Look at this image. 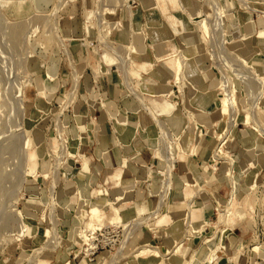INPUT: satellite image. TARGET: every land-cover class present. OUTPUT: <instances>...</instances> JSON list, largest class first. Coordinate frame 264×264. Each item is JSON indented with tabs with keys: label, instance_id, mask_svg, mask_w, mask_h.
<instances>
[{
	"label": "rangeland",
	"instance_id": "rangeland-1",
	"mask_svg": "<svg viewBox=\"0 0 264 264\" xmlns=\"http://www.w3.org/2000/svg\"><path fill=\"white\" fill-rule=\"evenodd\" d=\"M133 1L135 0H131V3L129 0H0V56L6 58H0V264H85L87 261L88 257L83 255V250L86 247L85 241L79 236V233L83 229L88 230L84 226L88 218L85 210L79 211V209L82 208L83 204L85 209L92 208L94 205L104 207L107 201L103 198L98 199L97 195L94 198L97 193L95 189L105 188L108 191V188L105 184L100 186L86 185L87 164L81 162V156V159L78 158L79 155L84 154V151L79 145V140L71 138L68 128H66L72 119L69 116L70 110H73L74 115L81 114L76 111V107L78 106V96L83 88V80L86 79L88 82L87 74L92 78L94 84L98 82L100 77L106 75H116L123 81L129 78L126 81L130 87H128L130 92L137 94L139 101L149 108H154V102H159L162 98L143 99L142 94L149 93L150 96L153 94L146 88V83L140 84L139 87L137 82L132 83L135 79H141L142 75L140 72L134 73L127 68L128 65L129 68L136 69L133 65L138 60L137 51L139 50L134 42L129 45L122 44L116 35L117 31L124 27L125 21H129L130 5L137 7V3ZM147 1L156 2V4L152 2L150 5H144L146 8H150L149 10L162 9L163 24L171 28L174 33H181L186 28L194 31L192 32L195 35L193 38L207 52L216 74V78L208 82L207 85L215 98V106L219 109V102L222 98L220 84L226 81V85L232 90L233 95V107L230 110L231 120H234L233 125H238L240 121H243V116L240 113L243 115L245 113L244 123L248 126V132L243 131L239 134L235 132L237 125L233 127V132L224 145L227 153L225 152L220 156L215 166L216 168L222 166L221 169L225 173V171L231 170L229 166L233 164L232 167L234 166V170H236V163H234L236 158L230 155V151L236 148L231 141L234 139L246 140L247 138L250 141L252 134L249 127H252L257 131L260 141L264 142V102H258L255 105L258 87L257 83L252 80L251 72L253 66L258 69L263 66L261 60L263 56L256 53L264 54V43L261 41L262 39L256 37V34L261 27H264V14L262 13L264 0ZM214 1L223 10L219 18L215 14ZM180 2L186 7L191 6L198 10L199 13L194 15L196 18L190 14L194 12V9L184 10ZM167 7H170L169 11ZM175 12L184 21L170 15L175 14ZM204 19L211 24L209 33L214 32L215 40L218 43L213 40L212 34L210 33L211 35L208 36L205 28L199 24ZM130 21L135 20L130 19ZM150 25L157 26L158 20L150 22ZM134 29L140 30L135 27ZM245 34L249 36V39L243 40L239 44L238 40ZM189 35L191 34L184 36L189 37ZM134 39H138V37L136 36ZM179 42L178 50L173 51L174 53H168L165 59L173 73L175 69L173 65H176L177 59H179L182 64L180 74L184 79V61L188 54L183 52L181 44L190 42L187 39L186 41L185 39L179 40ZM194 46L196 47V45ZM132 47H135L137 51H133ZM102 52H106L113 58L118 69L115 65L107 66L101 63L100 55ZM238 55L250 57L246 61L248 65L241 62ZM81 64L84 67L83 70L78 69ZM121 66H124L126 79L122 75ZM183 79L181 81L184 83H172V85H176V89L178 85H181V89L178 88V91L193 87ZM217 82L219 84L215 89ZM202 86L205 88L206 84ZM172 90L170 87L166 94L173 93ZM216 92L220 96L219 99ZM92 95L94 96L86 99L88 103L99 98L96 92ZM6 101H8L7 106L4 105ZM9 102H11V108L8 107ZM12 103L15 104L14 109ZM174 105L175 103L171 102L162 107L170 106L172 110ZM78 108L81 110L80 107ZM32 112L38 114L31 117ZM9 113L12 114V117L9 116L11 115ZM188 115V119H192V122L196 121L194 123L197 127L194 125L196 127L194 133L198 139L197 132L200 129L202 135L203 123L207 121L201 116H195L190 111ZM246 115L249 117V123L245 122ZM19 116L22 118L20 119ZM220 116L221 114L217 111L215 117L219 119ZM157 119L159 120L158 115ZM218 121L215 124L219 129L213 133L214 137L221 133L226 126V123L219 124ZM71 123L73 126L78 124L80 129L84 126L83 121L78 118H75V122L71 120ZM154 131L152 146L149 147L148 154L155 157L158 147L163 157L164 147H166V155L178 157L179 148H176L178 152L173 155L175 142H178L179 146L181 145L177 133L173 130H169V132L162 127L160 132L157 125L154 126ZM162 132L166 133V138L160 137ZM201 135L200 141L203 138ZM213 140L215 145L212 149V155L219 143L216 138ZM86 161L89 160L86 158ZM156 161L159 171H162L163 168L166 169L163 161L159 158H156ZM73 163L75 165H72ZM68 166H72V173L67 175L65 179L60 178ZM224 167L228 169L225 170ZM30 170H34V174H28L27 171ZM261 172L264 177V168ZM119 177L120 174L116 173L112 179ZM161 179L160 177L159 180ZM165 186L164 180L162 189L156 194H161ZM241 188L240 186L239 189L241 190ZM199 190L209 191L206 186L199 187ZM78 191L81 193L80 199L78 198ZM119 194V191L117 194L113 191L107 196L112 200ZM164 194L163 199L154 197L155 206L151 211L135 217L122 216L120 208H117L124 221L134 218L140 221L145 217H150V219L148 222L134 225L133 229L131 227L132 231H128L131 233L124 231L123 238L115 246H104V239L99 237L101 240L99 247L101 246V248L93 255H99L98 264H132L134 258L150 262L149 264L156 262L184 264L187 261L185 257L173 255L179 251L172 253L171 250L175 248L179 240H186L184 238L186 236L192 239L199 232L189 233L190 230L194 229V225L188 222L185 234H174V240L170 239V243L162 247L164 244L161 245L159 242L162 241L164 234L160 232L163 226L159 224L161 223L160 218L164 214H172L171 211L177 215L173 209L181 206L178 204L179 199L177 197L169 196V190L167 194ZM244 196L245 198L239 203ZM231 197V206L233 210L240 212L241 218L234 219L232 227L227 222L215 223L214 231L217 232L204 235L199 243L190 244L187 240L185 243H180L178 247L180 252L196 248L198 250L195 249L194 251L198 253V257H202L204 254L205 258L212 257L216 238L220 240L218 245L222 244V240L227 239L229 241V233L236 225L243 228L234 230V233L245 230L253 237L254 241L257 240V236L262 231L261 227L264 225V178L255 181L248 188L244 187L239 193L236 192L235 196ZM29 198L31 201L30 204H27ZM185 199L190 198L185 196ZM160 200L161 205L158 209V201ZM121 202L122 200L117 203V206ZM187 204H182L185 212H187L185 222L188 220V212H190ZM15 208L20 209L23 217L20 220L16 218L15 221H12ZM221 208L224 207H219L211 220L217 222V215ZM157 209L158 211H156ZM154 211L158 214L156 218L152 217V219L151 216ZM78 214L79 222L76 219ZM100 215L102 221L98 218V222H96L103 223L99 227L109 225L102 211ZM136 220L133 224L139 222ZM3 221L7 223L4 224ZM18 222L26 224L22 236L15 234ZM237 223H240V226ZM14 226L15 228H13ZM46 229L50 232L48 236H44ZM167 235L168 232L165 236ZM150 238H154L156 241H152ZM144 244L156 246L160 255L148 252L134 256ZM232 244L235 247L228 257L234 258L228 260L229 264H239L243 261L244 255L248 254L254 244L257 245L258 243L255 241L252 245H245L238 241ZM254 251L258 252L259 249ZM175 256L179 257L180 260L175 261L173 259ZM165 258L166 260H164Z\"/></svg>",
	"mask_w": 264,
	"mask_h": 264
},
{
	"label": "crops",
	"instance_id": "crops-1",
	"mask_svg": "<svg viewBox=\"0 0 264 264\" xmlns=\"http://www.w3.org/2000/svg\"><path fill=\"white\" fill-rule=\"evenodd\" d=\"M133 2L137 3V7L130 5L131 13L128 17L129 21H125L124 27L119 29L116 34L122 44L129 45L134 42L139 50L137 51L139 56L138 60L133 65L136 69H131L128 65L127 68L134 73L141 72L142 76L141 79H135L133 82L131 80V82H137L138 87L142 83L147 84L146 88L153 95L150 96L149 93L142 94L143 99L149 98L152 100L153 98L162 97L161 101H155L154 108H151L155 113H159V120L167 131L173 130V132L177 133L181 144L178 157H174L170 163L171 187L169 189V196L177 197L179 199L178 204H181V206L174 207L173 209L177 215H174L173 211H171L172 214H164L161 216V223L159 224L163 226L160 232L164 234V237L159 243L161 245L164 244L162 247L166 246L170 243V239L174 240V234L186 233L188 222L193 223L195 229L201 228L204 222H208L207 225L203 226V231H195L199 232L198 235L193 236L192 239L189 237L186 239L190 244L195 242L199 243L202 241L204 235H211L212 232H217L216 230L214 231V228H216L214 225L215 220H211L214 212L219 207H224L228 203H231L230 198H232L231 196H235L236 192L239 193L244 187L248 188L255 181L264 178L261 172L264 168V142L260 141L256 133L257 131L249 127V131L252 134L250 141L247 139L236 140L234 138V141H231L236 148L230 151V155L236 158L234 162L236 163V170H234V166L232 167L233 164L229 166L231 171L230 169L225 171L226 174L221 169L222 166L214 168V165L210 163L212 160V149L215 145L213 133L219 129L215 122L221 116L219 119L215 117L219 109L215 106V98L212 96L209 86H207L208 82L216 78L211 60L205 49L193 38L195 36L192 33L194 32L193 30L186 28L185 31L176 34L166 24H163L164 16L161 8H155V10L151 11L149 10L150 8L148 9L144 6L150 5L152 2L156 4L155 1L135 0ZM181 6L184 10L193 8L191 6L186 7L182 3ZM169 8L167 7L168 11ZM196 13L199 12L194 9V12L190 14L194 17ZM173 15L184 21L181 17H178V13L175 12ZM130 19H134L135 21L131 22ZM154 20H158L157 26L150 25V22ZM148 22L149 24L147 25ZM134 27L140 30H133ZM263 30L264 27H261L257 31L256 37L262 39L261 41L264 43V38L260 36ZM186 34L191 35L186 37L184 36ZM245 35L238 40L239 44L241 41L249 39V36L247 34ZM136 36L138 39H134ZM184 39L185 41L187 39L190 43L181 44L183 52L188 54L187 59L184 61L185 75L183 80L190 83L194 88L178 91L172 85L173 71L165 57L168 53L177 51L180 44L179 40L183 41ZM135 40L137 41L135 42ZM256 54L263 56L261 58L263 66L259 69L252 66L264 76V54ZM242 56L250 59L246 55ZM79 66L78 69L83 70L84 67H82V64ZM115 66L118 69L117 65ZM87 76L88 82L86 79L83 80V88L78 96V106L76 107V111H79L81 114L74 115L73 110H70L71 113L69 116L72 119H70V123L66 126L71 138L79 140V145L86 155L85 157L82 153V155L78 156L80 159L82 157V163L85 162L87 164L85 171L86 185L92 184L94 186H100L105 184L110 194L113 191L117 194L119 191V195L124 196L119 200H115L119 195H116L112 200L109 199L107 196L109 193L97 194V198H103L107 202H112L115 206L122 200L119 206H117L120 208L122 216L135 217L145 214L154 208L155 201L153 194L160 192L165 180V175L162 171L158 170L156 158L163 161L164 165H167L166 163L168 161L165 160L167 158L166 152L165 158L164 156L162 157L158 147L157 155H155L156 158L150 156L147 152L149 147L152 146L155 133L154 126L157 124L156 120L153 118L152 113H149V109L139 101L135 93L130 92L125 81L119 79L116 75L100 77L96 84H94L89 74ZM203 84H206L205 88L202 86ZM218 84L219 82L215 84V89H217ZM170 87L173 88L174 92L166 94ZM137 91L139 92L138 89ZM95 92L99 95V98L91 100L88 103L86 99L94 96L92 93ZM216 95L219 99L220 96L217 92ZM171 102L175 103V105L170 113L161 114L162 106L168 103L170 104ZM189 111L195 116H201V118L207 121L202 126L201 136L203 138L201 141L199 140L200 137L198 139L195 137L194 128L196 131L197 126L194 122L196 121L194 120L192 122V119H188ZM35 114L36 112H32L31 117H35L38 113ZM240 115L243 116V121H240L238 125L234 124L231 126V130L233 132V127L237 125L235 128L236 133L240 134L243 131L247 133L248 126L244 123L245 113L244 115L240 113ZM75 118L83 121L84 126L82 129L79 128L78 124L73 126L71 123V120L75 122ZM159 128L161 132V127ZM86 158L89 160L88 162ZM72 165H75V163ZM224 168L225 170L228 169L226 167ZM72 170V166L66 167L60 178L65 179L67 175L69 176L72 173ZM116 173L120 174V177L118 179H112ZM160 177L162 178L161 180H159ZM201 186H206L209 191H200L199 187ZM240 186L242 187L241 190L239 189ZM80 194L79 192V199ZM185 196H188L190 199H185ZM245 196L240 199L239 203ZM125 198L127 200H124ZM30 201L29 198L27 204H30ZM183 203H188V208L190 207L186 222L187 212L182 207ZM83 205L79 211L85 210L87 213H85L86 217L88 218V208L85 209ZM101 208L98 215L99 219L102 221L100 215L102 211L105 214V219L108 220L109 213L107 215L106 205ZM76 219L79 222V214L76 215ZM167 221L169 223H166ZM237 224L240 226V223ZM241 227L236 225L233 230L231 229L232 232L229 233L230 240H222L221 245H218L220 240L216 238L215 250L212 257L205 258V254L202 257H198V253L194 251L196 248L188 251L183 250L173 255L185 257L187 259L186 262L189 261L190 256L194 255L193 264H229L228 256L231 255L235 247L232 244L233 242L236 243L239 241L245 245H252V243L257 241L259 251H254L251 248L250 252L244 255L243 261L239 264H264V225L261 227L262 231L255 241L248 231L244 230L234 233V230H240ZM166 232H168L167 236H165ZM150 239L156 241L154 238ZM186 240H179V243H185ZM168 250L170 252V249ZM98 256L88 258L85 264H98ZM173 259L175 261L180 260L176 256ZM149 263L134 258L132 264Z\"/></svg>",
	"mask_w": 264,
	"mask_h": 264
},
{
	"label": "bare ground",
	"instance_id": "bare-ground-1",
	"mask_svg": "<svg viewBox=\"0 0 264 264\" xmlns=\"http://www.w3.org/2000/svg\"><path fill=\"white\" fill-rule=\"evenodd\" d=\"M129 2L131 3V0H129ZM214 6H215V8H216V11H215V14H216V17H220V15L223 13V10H221L220 9V7L218 6V4H216V2L214 1ZM88 13V12H87ZM262 13L264 14V11H262ZM171 16H174L173 14H170ZM211 23V22H210ZM199 24L201 25V26H203L204 28H205V30L207 31V35L209 36V35H211L212 34V36H213V40H215V37H214V32L212 31V33L210 34L209 33V30H210V25L211 24H209V23H207L206 22V20L204 19V20H202L201 22H199ZM113 28V27H112ZM16 30V29H15ZM224 35V34H223ZM261 36H262V38H264V30H263V32L261 33ZM224 40V39H223ZM216 42H217V40H215ZM218 43V42H217ZM132 49H133V51H137V49H135V47H132ZM7 55V54H6ZM5 58L4 56H0V58ZM9 57V56H8ZM238 57L240 58V60H241V62H243L244 64H247V62L246 61H248L249 59H247V58H245L244 56H242V55H238ZM1 58V59H2ZM6 59V58H5ZM121 59V58H120ZM100 60H101V63L103 64V65H112V64H116V62L115 61H113V58H111V56L109 55V54H107L106 52H102L101 53V55H100ZM122 60V59H121ZM162 60V59H161ZM123 61V60H122ZM121 61V62H122ZM176 61V60H175ZM248 65V64H247ZM105 67V66H104ZM122 67V66H121ZM124 67V66H123ZM122 67V75H123V77H124V79H126L125 77H126V73H125V69ZM175 67V69H174V73H173V76H172V83H182V76H181V74H180V72H181V68H182V64H181V62L179 61V59H177V64L176 65H173V68ZM252 70H251V72H252V80L253 81H255L256 83H257V87H258V97H257V102L255 103V105H257V103L258 102H262L263 101V99H264V76L261 74V73H259L254 67L253 68H251ZM140 75H141V72H140ZM127 79H129V78H127ZM126 79V80H127ZM125 80V82H126V84H127V81ZM127 87H129L128 86V84H127ZM173 87H176V85H173ZM130 88V87H129ZM178 88L179 89H181V85L179 86H177V90H178ZM173 89V88H172ZM220 90L222 91V98H221V100H220V102H219V112H220V114H221V118L219 119V124H222V123H226V126H225V128L224 129H222V132L221 133H218L216 136H215V138L217 139V140H219V143L217 144V146H216V148L214 149V151H213V155H212V160L210 161V163H212L213 165H214V168H216L215 166H216V163L218 162V160H219V158H220V156L222 155V154H225V152H226V149H224V145H225V143L227 142V139H228V137H229V135L232 133V130H231V126L233 125V121L231 120V117H230V110L232 109V107H233V100H232V90H230L229 88H228V86L226 85V81H224L222 84H220ZM173 92H174V90H172ZM37 92H39V90H37ZM137 95V94H136ZM138 96V95H137ZM7 102L8 101H6L5 103H4V105H6L7 106ZM11 102H9L8 104H9V106L8 107H10L11 106V104H10ZM13 104V109L15 108V104L14 103H12ZM145 105V107L147 108V109H149V113H152V115H153V118H155V120H156V123L158 124V126L159 127H162V128H164V126H162V123L157 119V115L159 114V113H155L151 108H149L146 104H144ZM5 107V106H4ZM6 108V107H5ZM11 108V107H10ZM146 109V110H147ZM6 111H7V109H6ZM11 111V110H10ZM9 111V112H10ZM171 111V107L170 106H164V107H162L161 108V112L160 113H163V114H165V113H169ZM8 112V111H7ZM12 112V111H11ZM148 112V111H147ZM9 114H11V113H9ZM151 115V114H150ZM8 116V115H7ZM10 117H12V114L11 115H9ZM9 116H8V118H9ZM19 118L21 119L22 117L21 116H19ZM155 122V121H154ZM245 122L246 123H249V117H248V115H246L245 116ZM156 124V125H157ZM200 129L198 130V132H197V137L199 138L200 137ZM160 137H162V138H166V133H163L162 132V136H160ZM247 138V137H246ZM248 139V138H247ZM165 140V139H164ZM66 147V146H65ZM161 147H162V145H161ZM180 147L181 146H179V144H178V142L176 143L175 142V144H174V146H173V155H176V153L178 152V151H176L178 148L180 149ZM177 148V149H176ZM164 149H165V151H166V147H164ZM64 150H66V149H64ZM165 151L163 152L164 154H163V156L165 155ZM66 152V151H65ZM227 153V152H226ZM68 154V153H67ZM167 158H165V156H164V158H165V160L167 161V165H166V169L165 168H163V170H162V173L163 174H165V182H166V186H165V188H164V190H163V192L161 193V194H153L154 195V197L155 198H157V199H163L164 198V193H166L167 194V191L170 189V186H171V180H170V170H171V166H170V163H171V161H172V158L174 157H170L169 155H167L166 156ZM170 159V160H169ZM82 160V159H81ZM231 171V170H230ZM23 173H25V172H23ZM27 173L28 174H34V170H30V171H27ZM20 175V174H19ZM21 178V177H20ZM108 193V191H106L105 190V188H102V189H97V193L95 194V197L94 198H96V195L97 194H99V195H102V194H107ZM122 195H119L115 200H119V199H122ZM159 197V198H158ZM159 202V205H158V209L160 208V205H161V200L160 201H158ZM227 204V203H226ZM112 205H115V204H113L112 202H107L106 203V206H107V209H106V211L109 213V217H108V223L109 224H117V223H120V224H122V225H124L125 227L127 226V227H130V229H129V231L131 230V227H132V229H133V226L134 225H139V224H141L142 222H148L149 221V219H150V217H145V218H143V220H136L135 218H134V220L133 219H131V220H127V221H124V220H122V218H121V215L118 213V210H117V208L118 207H113ZM232 203H228L227 205H225L224 206V208H221L220 209V211H219V213H218V215H217V219H216V221L217 222H215V223H220V222H227V224L229 225V226H233L234 225V219H236V218H241V215H240V212L238 211V210H233V208H232ZM188 206V205H187ZM190 206V205H189ZM238 207H240L239 205H238ZM100 208L101 207H99V205H94L92 208L91 207H89V209H88V220H87V222H86V224L84 225L85 226V228H87L88 230H81L80 231V233H79V236L83 239V241H85V243H87V245H90V242H89V240H90V237L88 236V233H87V231H93V230H95L96 228H98L99 226H101L102 225V223L103 222H101V223H97L98 222V218H99V213H100ZM190 208V207H189ZM158 209L156 210V211H158ZM15 210V212H13V217L14 218H11V220L12 221H15L16 220V218H17V220L19 219H22V217H23V214L21 213V211H20V209L19 208H15L14 209ZM156 211H154V213H153V215L151 216V218L153 217V218H156V216H157V214H158V212H156ZM151 213V212H150ZM11 217V216H10ZM141 217V216H140ZM9 218V217H8ZM7 218V219H8ZM152 218V219H153ZM138 219V218H137ZM135 220H136V222L137 221H139L137 224H133V222L135 223ZM10 221V220H9ZM97 221V222H96ZM5 221H3V223H4ZM7 223V222H6ZM6 223H4V224H6ZM12 223V222H11ZM17 223V222H16ZM19 224H18V227H17V230H16V235L17 236H22L23 235V233L25 232V229H26V224H24L23 222H18ZM204 225H207L206 224V222L204 223V224H202L201 225V228H198V229H195V227H194V229H192V230H190L189 231V233H193V232H195V231H203V226ZM83 227V226H82ZM8 228V227H7ZM13 228H15V226L13 227ZM12 228V229H13ZM15 231V230H14ZM132 231V230H131ZM49 230L48 229H46V231H45V233H44V236H48L49 235ZM128 233H131V232H128ZM9 234H11V232H9ZM185 234V233H184ZM194 234V233H193ZM11 235H13V234H11ZM78 235V234H77ZM188 237L186 236V238L185 239H187ZM180 242V241H179ZM180 246V243H178L176 246H175V248H173L172 250H171V252L172 253H174V252H176V251H179V253H180V250H178V247ZM256 249H258V245H255L254 244V246L252 247V250H256ZM148 252H150V253H152V254H154V255H160V253L158 252V248L156 247V246H150V245H148V244H144V245H142L141 246V248L136 252V254L134 255V256H137V255H139V254H146V253H148ZM182 252V251H181ZM190 259H188L189 261L188 262H186V264H193L194 263V255H192V256H190L189 257ZM234 257H231L230 256V258H229V260H232ZM155 264H162V262H156ZM185 264V263H184Z\"/></svg>",
	"mask_w": 264,
	"mask_h": 264
},
{
	"label": "built area",
	"instance_id": "built-area-1",
	"mask_svg": "<svg viewBox=\"0 0 264 264\" xmlns=\"http://www.w3.org/2000/svg\"><path fill=\"white\" fill-rule=\"evenodd\" d=\"M114 69L116 70L115 67ZM129 229L130 227H124L122 224L117 223L109 224L102 228L98 227L93 231H88V236L90 237V245H87V243H85L86 247L83 250V255L85 257L91 258L97 252V250L101 248V246L99 247V243L101 242L100 239L102 238L105 242L104 246L110 247L117 245L123 238L124 231L128 233Z\"/></svg>",
	"mask_w": 264,
	"mask_h": 264
}]
</instances>
